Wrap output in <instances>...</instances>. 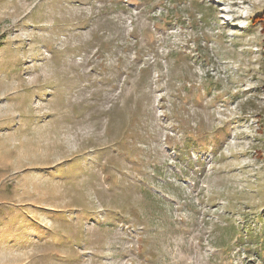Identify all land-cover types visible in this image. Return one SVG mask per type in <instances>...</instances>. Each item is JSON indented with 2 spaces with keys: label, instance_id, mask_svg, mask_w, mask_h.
I'll list each match as a JSON object with an SVG mask.
<instances>
[{
  "label": "rangeland",
  "instance_id": "rangeland-1",
  "mask_svg": "<svg viewBox=\"0 0 264 264\" xmlns=\"http://www.w3.org/2000/svg\"><path fill=\"white\" fill-rule=\"evenodd\" d=\"M262 22L0 0V264H264Z\"/></svg>",
  "mask_w": 264,
  "mask_h": 264
},
{
  "label": "trees",
  "instance_id": "trees-1",
  "mask_svg": "<svg viewBox=\"0 0 264 264\" xmlns=\"http://www.w3.org/2000/svg\"><path fill=\"white\" fill-rule=\"evenodd\" d=\"M260 17L256 16L253 21H260ZM261 31L264 32V22L261 23ZM262 58L264 59V45L262 49Z\"/></svg>",
  "mask_w": 264,
  "mask_h": 264
}]
</instances>
